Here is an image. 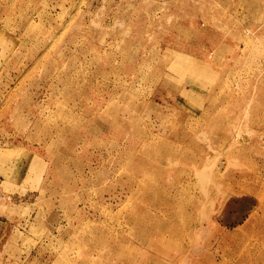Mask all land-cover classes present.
<instances>
[{
	"label": "rangeland",
	"instance_id": "1",
	"mask_svg": "<svg viewBox=\"0 0 264 264\" xmlns=\"http://www.w3.org/2000/svg\"><path fill=\"white\" fill-rule=\"evenodd\" d=\"M0 264H264V0H0Z\"/></svg>",
	"mask_w": 264,
	"mask_h": 264
}]
</instances>
